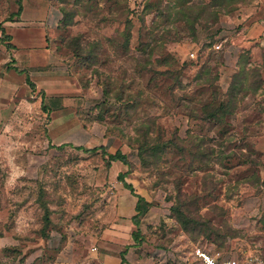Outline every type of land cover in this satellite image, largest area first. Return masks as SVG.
<instances>
[{
    "label": "rangeland",
    "instance_id": "rangeland-1",
    "mask_svg": "<svg viewBox=\"0 0 264 264\" xmlns=\"http://www.w3.org/2000/svg\"><path fill=\"white\" fill-rule=\"evenodd\" d=\"M155 1L23 0L20 16L2 23L17 5L0 0L13 46L0 33V264H202L195 247L220 260L264 264V186L258 194L245 184L227 190L254 171L264 181V95L239 98L217 123L189 117L213 92L214 103L227 102L237 56L246 70L255 67L241 42L249 22L263 16L251 14L262 0L215 8L213 0H190L217 14L191 25L164 23L146 9ZM78 35L87 52L81 57L72 41ZM173 69L185 88L171 92L172 79L159 73ZM108 85L111 97L134 103L102 104ZM147 119H155L154 138L183 147H168L156 168L141 163L130 140ZM197 137L223 141L224 166L217 157L203 166L190 156ZM117 151L128 165L108 163ZM123 173L132 192L118 178ZM179 188L199 197V213L221 234H235L218 242V235L185 232L171 210ZM137 196L149 206L135 225Z\"/></svg>",
    "mask_w": 264,
    "mask_h": 264
},
{
    "label": "trees",
    "instance_id": "trees-1",
    "mask_svg": "<svg viewBox=\"0 0 264 264\" xmlns=\"http://www.w3.org/2000/svg\"><path fill=\"white\" fill-rule=\"evenodd\" d=\"M22 1L23 0H14L15 5H17V11L15 13H10L7 18H5L4 22H14L16 18H18L22 12ZM88 2L90 0H87ZM190 0H175L173 3L170 1L166 4L164 8L161 6V0H156L153 4L148 3L146 5V9L156 10L158 12V18L162 19L164 23L181 21L185 24L191 25L193 22L200 18L210 19L216 17V11H209L208 6L201 4H188ZM77 4H82L85 0H76ZM224 5V0H213L211 2V7H222ZM90 8V7H89ZM90 10V9H88ZM69 17H63L62 24L63 26L69 25ZM2 23H0V33L1 38L7 42V47L9 49H13V46L8 43L11 40L10 35L6 34L5 29L2 27ZM127 23V30L130 28L131 24L129 21ZM129 35L125 36V42L128 43ZM82 37L81 35L75 36L72 38V41L75 42L77 49V56L81 57L86 52L85 47L81 44ZM94 47L96 50L98 49L97 44L88 45L87 47ZM97 62L96 56L92 63ZM148 62V61H146ZM246 63V62H245ZM238 71L237 73H233L230 83L227 88V102L214 103L216 100L217 94L213 92V100L205 103L201 107L200 113L190 112L189 117L203 121L204 123H213L218 121H223L225 117L232 114L236 109V106L239 103V98H243L247 95L256 96L258 91L262 88L264 81L262 79L260 67H253L251 71L246 70L244 65H240L239 61L237 62ZM145 67V66H140ZM142 68V69H143ZM264 69V66H263ZM159 75L168 76L172 79V85L169 87V90L175 91L178 88L184 89L185 86L182 85L180 81V73L177 69L167 70L165 72H160ZM215 80L217 77L214 78ZM205 84L212 85L213 80L209 78H205L203 81ZM27 83L33 87V84L28 81ZM103 101L102 104H112V103H123L127 106L129 104H133L134 100L131 96H128L126 99H123L122 94L117 93L116 96L111 97L110 95V85L105 86L102 91ZM240 96V97H239ZM113 99L114 101H111ZM45 96H42V110L44 112H49L51 110L50 107H46L44 104ZM51 104L54 105V102ZM156 128L155 119H147L143 121L140 126L136 129L137 135L130 138L132 142L137 145V153L141 163L145 166L153 165V167H157L159 163V159L161 155L164 154L168 147L172 145H176V143L170 139L164 141L161 139L160 134L154 138L153 130ZM155 131V130H154ZM176 139V138H174ZM178 141L182 142L181 139L177 138ZM197 147L190 152V156L199 160L203 166H208L213 157H217L218 162L220 164H224V159L228 158L224 156V153L221 149L223 146L222 142H213L210 139H206L205 137H197L196 140ZM195 144V143H194ZM176 147L180 150H183V147L176 145ZM121 162L125 165H128V160L126 155L121 153L120 151L115 152L114 154H108V163L111 162ZM224 166V165H223ZM119 180L123 183V185L132 192V188L130 185L125 183V173L118 175ZM239 184L249 185L256 190V193H260L257 191L264 186V181L260 177L259 171H254L251 176L243 178L241 181H235L233 185L229 184L227 186V190L236 189ZM199 201V197L191 196L183 193L181 188L178 189L177 197L175 199L174 205L171 207L172 212L175 214L177 222L181 225L182 229L192 235L200 236L206 235L207 240H211L212 235H218V242L223 241L226 236L225 235H234L232 234L230 229H227L226 234H221V230L216 229L214 225L208 220H205L201 214L199 213V206L197 202ZM143 203V204H142ZM145 206V208L143 207ZM149 204L144 201L142 197L137 196V202L135 205L136 214L132 217V221L135 225H138L139 218L144 215L147 211ZM216 209V207H215ZM46 210V209H45ZM221 211V209H219ZM45 223L48 224L47 216H44ZM261 223L264 224V217L262 218ZM226 229V228H225ZM134 240H137L138 234L133 233ZM234 237V236H232ZM122 255V254H121ZM122 263L124 262L123 256H121Z\"/></svg>",
    "mask_w": 264,
    "mask_h": 264
},
{
    "label": "crops",
    "instance_id": "crops-1",
    "mask_svg": "<svg viewBox=\"0 0 264 264\" xmlns=\"http://www.w3.org/2000/svg\"><path fill=\"white\" fill-rule=\"evenodd\" d=\"M261 3L262 5L256 8L251 14L257 15L256 10L258 9L260 14L263 12V16L257 17L255 20L249 22L247 26V37L241 42L244 48L249 52V61L251 65L256 67H260L262 64L264 65V0H262ZM20 19H22V17H20ZM238 59L239 57L237 56L233 68L237 67ZM234 72L235 71H233V73ZM262 79L264 81V74H262ZM262 88L258 94L264 95V84Z\"/></svg>",
    "mask_w": 264,
    "mask_h": 264
},
{
    "label": "built area",
    "instance_id": "built-area-1",
    "mask_svg": "<svg viewBox=\"0 0 264 264\" xmlns=\"http://www.w3.org/2000/svg\"><path fill=\"white\" fill-rule=\"evenodd\" d=\"M215 49H220L219 45H216L214 47ZM190 57L193 58L194 54L191 53ZM193 254L196 256L197 259L202 262V264H243L239 261V259L233 257V258H228L224 260L217 259L215 257L210 256L208 253L202 251L200 248L195 247L193 249ZM250 262H255L256 264H262V262L258 258H250Z\"/></svg>",
    "mask_w": 264,
    "mask_h": 264
}]
</instances>
